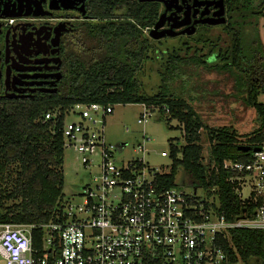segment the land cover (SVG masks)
<instances>
[{
  "label": "trees",
  "instance_id": "16d2710c",
  "mask_svg": "<svg viewBox=\"0 0 264 264\" xmlns=\"http://www.w3.org/2000/svg\"><path fill=\"white\" fill-rule=\"evenodd\" d=\"M227 6L231 23L224 27L231 36L229 44L217 48L221 38L210 36L209 29L202 28L197 40L209 44V53L169 52L162 91L156 95L142 94L136 77L151 48L147 37L141 44L138 41L139 32L154 26L156 12L148 8L141 28L130 24L129 48L125 46L126 37L115 34L113 43L106 41L114 56L70 62L58 92L22 101L1 100L0 183L6 178L11 181L14 176V186L8 192L0 187V224H44L59 209V200L65 195L63 126L66 112L77 103L112 107L146 103L159 108L160 119H177L184 125L186 143H170L173 164L171 172L162 177L166 187L176 184V175L182 168L189 185L195 189L201 187L208 196L218 198L227 219L253 215L257 205L239 198L223 162L248 160L253 150L245 151L240 146L259 147L264 141V103L259 101V96L264 94V47L258 29V21L264 17V0H227ZM140 46H143L142 51ZM117 52L123 53L125 58L119 59ZM188 64L234 76L239 94L257 111L259 127L247 134L246 141L232 126L206 125L192 106L171 91L173 76L179 75V70ZM48 111L59 112V115L43 122ZM167 114L169 118L165 119ZM201 128L207 130L210 142L207 163L202 156ZM5 199L19 202L2 208ZM34 232L39 241L43 228ZM224 245L230 264L248 262L251 258L255 259V264H264V231L261 229H232L230 241H224Z\"/></svg>",
  "mask_w": 264,
  "mask_h": 264
},
{
  "label": "built area",
  "instance_id": "2783aa9c",
  "mask_svg": "<svg viewBox=\"0 0 264 264\" xmlns=\"http://www.w3.org/2000/svg\"><path fill=\"white\" fill-rule=\"evenodd\" d=\"M141 104L137 122L147 124L159 108ZM113 108L77 103L66 112L64 147L76 151L94 174L90 171V182L78 194L59 200L49 222L0 224V256L6 264H230L224 241H230L232 229L264 231V141L248 160L223 162L239 198L257 205L253 215L229 220L215 195L166 187L162 177L173 161L169 170L139 156L118 161L104 129ZM58 115L48 111L42 120ZM70 115L78 120L67 121ZM142 138L137 152L149 153L145 130ZM170 153L169 148L161 155L171 159ZM39 227L44 233L38 241Z\"/></svg>",
  "mask_w": 264,
  "mask_h": 264
},
{
  "label": "flooded vegetation",
  "instance_id": "af4514ba",
  "mask_svg": "<svg viewBox=\"0 0 264 264\" xmlns=\"http://www.w3.org/2000/svg\"><path fill=\"white\" fill-rule=\"evenodd\" d=\"M220 4V0H0V101L58 92L70 62L114 56L106 41L113 43L115 34H123L128 47L130 24L141 28L148 8L156 12L154 26L164 24L159 30L188 21L196 24L197 34L202 28L231 23L224 0L226 22L212 25L221 18ZM6 14L19 16L10 23L4 20ZM138 34L141 44L145 29ZM184 35L189 34L178 36ZM167 37L171 36L163 38Z\"/></svg>",
  "mask_w": 264,
  "mask_h": 264
},
{
  "label": "rangeland",
  "instance_id": "374dc122",
  "mask_svg": "<svg viewBox=\"0 0 264 264\" xmlns=\"http://www.w3.org/2000/svg\"><path fill=\"white\" fill-rule=\"evenodd\" d=\"M260 38L264 47V17L258 21ZM210 36L221 38V45H228L231 36L226 32L224 26L212 27L209 32ZM146 37L151 44L149 53L141 68L138 70L136 77L141 85V93L146 96H153L162 91V77L165 72V64L168 54L171 51H177L181 55L208 54L209 44L202 40H197L200 33L193 35L167 37L155 40L150 35V30H145ZM180 74L177 75L170 83L171 91L176 97L184 99L192 106L197 115L208 126H232L238 136L246 141L247 134L254 132L259 127L257 111L254 107L249 106L243 97L239 94L236 87L235 78L227 72L208 71L200 65L188 64L182 67ZM259 101L264 103V94L259 96ZM142 111L141 103L117 104L114 106L112 113L106 117L105 137L109 143L117 147V157L130 159L135 156L144 157L154 167L171 168L172 160L167 156H162V151H168L170 143L185 144L184 125L177 119L163 120L160 119L159 111L153 115L152 120L147 124H139L137 119ZM169 118L168 114L165 119ZM78 120L77 115H70L67 121ZM129 128V130H127ZM145 130L151 138L146 143L149 153L137 152L139 144H143L142 132ZM200 144L203 146V161L207 163V156L210 142L207 130H199ZM123 143H127L123 145ZM181 157V155H179ZM90 168H86L80 155L72 148H66L64 152L63 175L64 188L63 193L66 197H72L78 194L82 186L88 184L91 180ZM94 174V170L92 171ZM14 178V176H13ZM7 178L2 180L0 187L5 192L10 191L14 184ZM187 175L180 168L175 178L178 187L187 193L195 191L194 186L187 183ZM250 188L244 190V197L249 194ZM199 196L205 194L201 187L196 189ZM18 200H4L3 207H8ZM255 259L251 258L248 262L239 261L236 264H255ZM0 264H6V261L0 256Z\"/></svg>",
  "mask_w": 264,
  "mask_h": 264
},
{
  "label": "water",
  "instance_id": "95a60500",
  "mask_svg": "<svg viewBox=\"0 0 264 264\" xmlns=\"http://www.w3.org/2000/svg\"><path fill=\"white\" fill-rule=\"evenodd\" d=\"M220 8L218 13V16H221V18L216 19L212 24V25H217V23H225L226 22V18L224 17V13H225V5H224V0H220ZM19 16L18 14H6L4 17H17ZM206 21V20H205ZM187 22H182L180 24H172L170 28L165 29V30H159L160 27H162L164 24H161V22L159 21L157 24H155V26L150 29V35L153 39H161L165 36H171V37H175L178 35H183V34H193L196 31V24H186ZM188 25L185 29L182 30H178L180 27ZM240 149L245 150V151H250V150H254V151H259L260 147H252L249 145H242L240 146Z\"/></svg>",
  "mask_w": 264,
  "mask_h": 264
}]
</instances>
